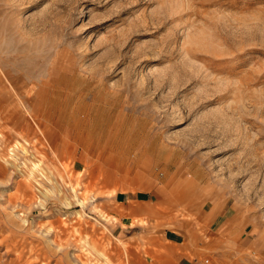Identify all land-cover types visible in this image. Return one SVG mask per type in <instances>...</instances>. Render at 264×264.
Instances as JSON below:
<instances>
[{"label":"rangeland","instance_id":"1","mask_svg":"<svg viewBox=\"0 0 264 264\" xmlns=\"http://www.w3.org/2000/svg\"><path fill=\"white\" fill-rule=\"evenodd\" d=\"M0 264H264V0H0Z\"/></svg>","mask_w":264,"mask_h":264},{"label":"crops","instance_id":"2","mask_svg":"<svg viewBox=\"0 0 264 264\" xmlns=\"http://www.w3.org/2000/svg\"><path fill=\"white\" fill-rule=\"evenodd\" d=\"M118 199H119L118 195H116L114 197L116 204L125 205V207L128 208V212L132 216L138 215L139 210L143 208L142 204L145 203L144 201H142L141 199L138 198V195H129V197H126L125 201H119ZM112 212H113L112 215H114V216H118V217L121 216V212L119 210H113ZM115 229H117V227ZM120 229L122 230V228H120Z\"/></svg>","mask_w":264,"mask_h":264}]
</instances>
